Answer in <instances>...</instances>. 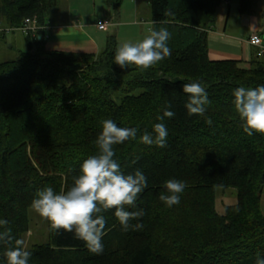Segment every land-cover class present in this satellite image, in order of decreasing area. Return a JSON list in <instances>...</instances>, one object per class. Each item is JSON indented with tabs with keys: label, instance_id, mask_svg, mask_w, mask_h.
Returning a JSON list of instances; mask_svg holds the SVG:
<instances>
[{
	"label": "trees",
	"instance_id": "obj_1",
	"mask_svg": "<svg viewBox=\"0 0 264 264\" xmlns=\"http://www.w3.org/2000/svg\"><path fill=\"white\" fill-rule=\"evenodd\" d=\"M60 1L0 0V38L23 33L29 18L43 28L37 36L23 33L26 49L16 60L0 61V220L24 240L36 191L72 187L83 161L98 152L102 121L112 119L138 129L136 139L114 146V159L125 174L138 169L147 177L136 207L125 206L143 209L130 223L144 227L123 231L115 209H108L101 213L102 254L91 253L74 233L49 229V242L26 249L29 264H255L257 254L264 258V134L244 133L232 95L237 87L264 84V50L247 64L209 57L217 9L224 1L230 9L232 1L149 0L152 28L167 27L172 35L171 56L148 70L114 63L115 37L98 53L49 49L45 18ZM237 1L240 15H255L257 0ZM190 82L208 93L203 116L186 115L183 84ZM166 109L175 116L158 120ZM161 122L165 147L139 141L145 131L155 135ZM169 179L186 184L172 207L159 199ZM218 187L237 190V202L223 213L216 209ZM13 246L14 240L0 242V264Z\"/></svg>",
	"mask_w": 264,
	"mask_h": 264
},
{
	"label": "clouds",
	"instance_id": "obj_2",
	"mask_svg": "<svg viewBox=\"0 0 264 264\" xmlns=\"http://www.w3.org/2000/svg\"><path fill=\"white\" fill-rule=\"evenodd\" d=\"M164 15H171L170 9H165ZM155 25V22H153ZM103 25V24H102ZM171 33L167 27L155 26L150 34L138 43H124L117 47L114 63L122 69L135 65L140 70H148L166 57L171 56L168 41ZM183 92L187 94L184 107L186 115L203 116L205 106L210 103L205 87L199 82L183 84ZM235 111L242 121L244 133L252 136L254 133L264 134V84L257 87H237L232 93ZM171 109V103H168ZM175 112L165 110L157 119L173 118ZM209 125L212 120H206ZM153 133L145 131L139 141L145 145L165 147L168 131L164 123H156ZM138 129L135 127H118L112 119L102 121V131L95 144L98 152L89 156L80 166V175L74 178L73 186L67 191L56 192L50 186L38 189L31 202V208L41 217L50 222L51 230H64L74 233V238L85 242L88 250L96 255L104 251L102 237L105 235L106 219L101 214L108 209H115L123 231L141 230L142 223L131 224L145 215L143 209L128 211L125 206L136 207L140 193L147 188V177L140 170L125 174L120 164L114 159L115 145L137 138ZM135 163V161H133ZM166 193L159 199L167 207L180 203V194L186 184L183 181L169 179L164 182ZM7 220H0V242L12 244L5 253L7 264H29L32 253L24 247V240L11 234ZM255 264H264V258L257 254Z\"/></svg>",
	"mask_w": 264,
	"mask_h": 264
},
{
	"label": "rangeland",
	"instance_id": "obj_3",
	"mask_svg": "<svg viewBox=\"0 0 264 264\" xmlns=\"http://www.w3.org/2000/svg\"><path fill=\"white\" fill-rule=\"evenodd\" d=\"M116 1L112 0L111 4L110 0H61L57 7L52 9L45 18L47 23L50 24V30H52V33L49 32V35L52 36V38L50 36V44L54 45L57 42L58 45H62L66 41V34L59 33L62 31L60 29L57 30V28L59 25L69 22L73 27H80L83 33L80 32L81 30L75 29L74 34L67 36L68 43L80 41L79 44H86V38H89V36L99 44L100 39L102 40L104 36L108 39L115 37L117 47L122 46L126 42L138 43L142 41L150 34V29H152V13L149 0H121L120 5ZM231 1V16L227 24V35L224 27L229 6L225 1L217 9L214 29L226 37L228 35H235L238 38L247 37L249 29H243L244 17L238 11L239 1ZM255 8L256 17L264 25V0H257ZM100 18L112 19L121 25L119 27L114 25V27L112 26L108 30H102L101 32L96 27V23ZM137 20L139 21L138 25L136 23ZM54 25H57V27L52 29ZM4 36L0 38V61L16 60L20 56L21 51L26 49L25 35L21 31L15 30V32H5ZM211 44L212 46H224L217 41ZM105 46L102 45L101 50L105 49ZM259 49L264 50L263 48ZM216 200L217 211L223 213L227 206L237 202L236 188L218 187ZM262 211L264 212V192L262 195ZM30 218L32 219V226L24 238V247L28 250L32 249L35 243H46L51 238L49 232L50 222L48 220L41 217L33 209L30 210Z\"/></svg>",
	"mask_w": 264,
	"mask_h": 264
},
{
	"label": "crops",
	"instance_id": "obj_4",
	"mask_svg": "<svg viewBox=\"0 0 264 264\" xmlns=\"http://www.w3.org/2000/svg\"><path fill=\"white\" fill-rule=\"evenodd\" d=\"M231 14V8L228 9V13H227V21H226V24H225V27H224V31H225V34L227 35V24L229 22V18H230V15ZM243 19V29H249V34H247V37H242V38H238L236 37L235 35L233 36H230L228 35V37L224 36V35H221V33L217 30L214 29V26L213 28L211 29L210 33H209V44H210V47H209V57L214 60H228V59H235V60H238L240 61L242 64L245 63H249L252 58H253V54L259 50V46H253L249 40L251 38V36L253 34H256V33H262L264 31V25L261 23V21L256 17V14L255 15H249V16H244ZM100 19H103V18H100ZM100 21V20H99ZM98 21V22H99ZM97 22V23H98ZM96 23V25H97ZM137 25L139 23V21L137 20ZM61 24V23H60ZM114 25H117V27H119V25H121L119 22H115ZM54 27H57V25H54L52 27V29ZM97 27V26H96ZM60 29L62 32H59L61 34H66L65 36V42L61 45H58V43L56 42L54 45L53 44H50V41H48V48L49 49H53V50H65V51H81V52H86V51H91V52H101V46L103 45H107L108 43V38H106L104 36V38L101 40L100 39V44L96 42V40H94L91 36H89V38H86V44H79L80 41H77V42H72V43H68V38L67 36L69 34H74V31L75 29H80V27H73L70 22L69 23H63L61 25L58 26L57 30ZM98 29V28H97ZM98 31H101L102 30H99ZM49 32L52 33V30L50 31H47L46 32V35H48L49 37L51 35H49ZM81 33L82 30L80 31ZM52 38V36H51ZM108 39V40H107ZM50 40V38H49ZM221 42L224 46L225 45H228L229 43H232V44H235L234 46L229 44L228 46L226 47H221V46H217V45H214L212 46V42ZM228 42V43H227ZM264 42V41H263ZM58 45V47H57Z\"/></svg>",
	"mask_w": 264,
	"mask_h": 264
},
{
	"label": "built area",
	"instance_id": "obj_5",
	"mask_svg": "<svg viewBox=\"0 0 264 264\" xmlns=\"http://www.w3.org/2000/svg\"><path fill=\"white\" fill-rule=\"evenodd\" d=\"M113 25H114V21L112 19H100V21L97 23L96 26L99 30H108ZM44 27L46 31L50 30L49 26H44ZM39 29H43V28L38 25L36 19H31V18L26 19L24 26L21 27V30L25 35H29V33H31L32 35L37 36L36 34ZM249 42L253 46H259L260 48L264 49V42L261 33H256L252 35Z\"/></svg>",
	"mask_w": 264,
	"mask_h": 264
}]
</instances>
